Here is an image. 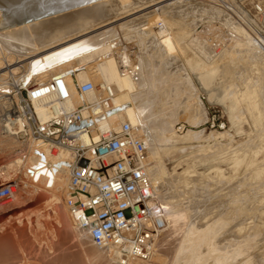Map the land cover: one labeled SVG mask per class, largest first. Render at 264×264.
I'll list each match as a JSON object with an SVG mask.
<instances>
[{"label":"bare ground","instance_id":"bare-ground-1","mask_svg":"<svg viewBox=\"0 0 264 264\" xmlns=\"http://www.w3.org/2000/svg\"><path fill=\"white\" fill-rule=\"evenodd\" d=\"M127 1L129 0H0V97L9 95L10 89L20 82L24 83L23 85L26 87H31L55 76L63 77L74 88L80 83L91 82L99 93H102L101 90L106 87L111 90L113 98L108 111L98 121L94 122L96 124H93L91 130L94 135H97V130L116 131L121 123L128 122L142 138L148 154L147 172L152 183L154 198L164 211L166 223L165 228L155 242L154 257L145 262L129 258L123 259L121 254L112 247L98 248L93 245L89 236V228L78 225L76 216L71 213L66 204L68 198L75 200L69 193L68 162L70 158L67 153H50L43 144L22 146L0 134V144L5 145V143L9 144L12 141L24 150L22 155L4 165V173L8 174L11 169L16 168L19 171L17 173L22 175L23 180L25 179L22 182L23 185L33 187L37 192H41L42 196L47 194V197H45L47 207L53 211V208L62 205L63 213L60 216V221H58V218L56 221L58 227H61V223L63 225L65 223L67 229H64L66 230L64 232L67 233V236L62 239V247L56 251L57 255L52 257L55 264H66L69 262L68 259L75 256L71 264H238V258L240 259L241 255L238 258L233 256L234 253L230 255V250L227 248L228 244L223 243L230 241V239L237 241L236 239L240 240L245 236L247 240L255 242V251L250 253L246 251L247 256L242 255V262L246 264H264V249L262 250V247L257 248V238L264 230V226L262 229L258 226L252 228L255 224L254 218L259 214L262 217L264 216V208H258V206L264 207V196L255 202L257 208H255L254 217L241 220L242 222L235 224L228 235H224V232L221 234L219 232L213 233L212 231L217 225L219 217L213 218L210 217V214L203 213L201 207L204 205L200 201L204 199L198 200L201 191H208L211 188V186L204 183V176L191 174L194 172L193 170L170 176L163 168L161 161V155L178 153L181 154L178 155L179 159H182L193 154L208 153L211 149L220 148L223 142L229 144L238 142L235 138H241L246 133V126L243 127L246 122L244 111L252 113L255 110L259 115L264 113L258 106L262 104H258L256 100L259 99L257 97H260L258 96V87L254 84H252L253 86L248 85L251 80L247 81V78H244L245 81L240 79L238 84L233 86L224 85V88L210 85V81L219 64L226 60H232V58H234V61L236 59L233 57L234 55H238L237 58L241 63H249L250 68L251 65L255 66V69L264 76V53L254 47L252 35L245 27V18L240 13L236 15L239 24L235 26L229 16V12L232 11H227L228 14L224 11L222 13L220 9L213 10L214 14L211 12L208 17L211 22L214 20V25L217 24V27L220 28L228 26L227 28H230V31L227 30L231 35L228 34L231 36L230 38L235 40V44L230 48H224L218 53L210 52L207 48L209 45L204 44L206 40L203 43L205 47L195 41L196 39L187 42L188 44L185 46L187 49L189 46L197 48L200 55L208 62V65L204 66L205 69L199 75H196L201 85V92L207 95V101L211 106L222 108L230 126L227 130L221 132L210 131L207 133L203 130H193L192 128L204 125L208 118L205 106L197 98L198 92L194 87L191 90L190 85L192 86V82L189 85L187 84L190 87L187 86L191 90V94L188 92L186 102L181 103L183 104L182 107L172 108L166 100L162 105L164 107L154 109L156 85L147 74V61L136 54L137 60L134 63L132 53L129 50L120 51V36L126 37L131 33L129 30L134 26H143L153 18L152 16L150 18L146 16L148 19L144 17L145 20L134 22V25L115 23L118 21L115 18L118 19L117 17H120L121 12L123 14L125 10L128 12V6L124 10ZM184 1L187 0H174L170 5L183 3ZM153 4H150V6H154ZM144 9L139 11L141 12ZM236 9L238 10V8ZM234 12L236 11L234 10ZM107 17H110V20ZM113 18L114 20H112ZM211 22L209 24H212ZM115 26L121 28L122 35H119L116 29H112ZM145 27H142L141 31L140 29L139 31L133 30L142 34L141 32H145L142 31ZM208 30L212 31V29ZM216 30L220 29L217 28L213 31ZM138 33L136 36H142ZM208 34L209 32L207 36ZM217 38L224 40L223 37ZM140 39L142 41L143 38ZM122 41L121 43H123ZM125 41H127L126 38ZM223 43H226V40ZM141 44L143 45V41ZM177 47L179 46L177 45ZM154 53L155 55L152 52L156 58L169 60V52L161 49L160 52L156 51ZM166 65H169V63ZM155 66L153 65V67ZM162 66L164 65L161 63ZM165 67L167 66H164L163 69ZM18 71H22L20 76L17 74ZM182 73L185 76L184 72ZM157 75H159L158 71ZM161 75L163 77L164 74ZM168 77L170 80L173 79L170 75ZM186 78H184L185 82L188 81ZM179 81L177 78L176 84L172 82L171 91L175 89V85L180 84L181 81ZM188 88L184 87V89H187L186 91H188ZM8 101L9 99L0 102V111L6 107ZM76 103L74 100L72 104L75 105ZM166 104L169 105L168 109ZM39 113L41 117H44L42 110H39ZM180 116H184L185 121L191 127L184 134L185 130L182 133L176 131ZM90 124H92V120L87 119L82 123V127L86 128ZM84 141L88 143L86 139ZM239 151L232 153L235 159L234 157H226L224 154H220L216 158H219V162L224 164L231 160L230 163L235 166L239 162L238 160L242 158L238 157L242 153L236 156ZM255 172L257 173L256 178L264 174V164L258 166ZM9 177L14 178L13 176ZM258 188L264 190V188ZM223 204L221 202L215 206V208L217 207L215 214L222 216ZM205 206L209 209L207 205ZM56 214L55 211L54 215L56 216ZM260 220L263 219H259V222ZM259 224L263 225L262 223ZM71 240L75 243L74 245L71 244L72 248H77V250L72 251L69 247L68 244ZM231 245L230 243L229 246L231 247ZM250 245L254 247L253 243H250ZM245 246H243V249ZM50 251L45 252V258L51 254ZM203 254H206V256ZM17 260V256L8 247L0 243V264H15ZM47 260L49 259H45V261Z\"/></svg>","mask_w":264,"mask_h":264},{"label":"rangeland","instance_id":"rangeland-1","mask_svg":"<svg viewBox=\"0 0 264 264\" xmlns=\"http://www.w3.org/2000/svg\"><path fill=\"white\" fill-rule=\"evenodd\" d=\"M151 1L152 0H129L127 1L126 6L124 7V10L128 6L129 8L127 9H129L130 11L128 10L127 12L125 10L123 14V12H121L120 10L122 16L120 15V17H117L118 19L115 18V20H118L115 23H121V24L123 23V25H126L127 23V25H129L137 21L138 22L143 21L145 20V18L147 17L150 18L151 16L154 19L153 18L152 20L150 19V21H147L149 23H145V25L143 26L142 25L134 26L132 29L129 30L131 33L129 32L130 34L127 35L126 37L120 36L121 38L119 40L121 41L123 40L122 41L123 43H121L120 41V45L122 47L120 46L119 48L118 46V48L120 49V51H124L126 49L129 50V52L132 53L131 56L134 63L137 60V56H140L141 58L143 57L142 59L147 61L146 63L147 74L151 77V79L154 81V84L156 85L155 94H154V96L156 97L154 109H158V108L161 109L162 107H164L162 105L166 100H167L166 102L169 103L170 107L172 108H177V107L180 108V106L182 107V105L186 102L190 91L194 87V89H196V91L198 92V93L196 92L198 94L197 95L198 100H200L205 106V110L207 112V118H208V114L210 115L213 114L219 117V119L220 120L222 119L226 124V130H227L230 125L227 122V118L226 115L224 114V111L222 110L221 107L211 106L208 103L207 95L204 92H201L202 91L201 85L196 76L199 75L200 72L205 69L204 66H207L208 62H206V59L200 55V52H198L197 48H193L194 46H191L193 49L192 50L190 46H189L190 49L189 47L187 49L186 46L189 43V41L196 39L195 41H198L200 45H203L204 40H206L204 44L207 43L206 46L209 45L207 48L212 53L215 52L218 53L222 51L224 48L232 47L235 44V40L230 38L231 37L230 36L231 34L229 32L230 28L228 29L227 28L228 26H226L225 28L217 27V24L214 25V20H212L211 22V19L208 17L211 14V12L214 14L213 10L215 9L218 10L220 9L222 13L224 11L227 14L229 11H232L231 13L229 12L230 14L229 16L231 18L233 17L232 18L233 20L231 18L230 20L233 21V23L236 26L239 24L236 23L238 22V18L236 15L239 14V12L237 11L239 10V8L240 10L242 9L240 4L243 1H250V0H217V1L187 0L184 1L183 3H175L174 5H170V3L173 2L174 0H165V1L153 0L152 2ZM153 3H157V4H153ZM150 4L151 5L153 4L154 6H150ZM234 7L238 8V10ZM140 9H144V10H141L140 12L139 11ZM234 10L236 12H234ZM151 11L154 13H152ZM109 18L110 17H107V19ZM112 20H114V18ZM210 22L212 24H209ZM208 25L211 28H209ZM240 26L243 28L241 24ZM142 27H145L144 30H142L145 32H141L142 34H140V32L138 33L135 31V30L139 31V29L141 31ZM212 27L213 28L217 27L220 30L213 31L217 28L213 29ZM112 29L114 30L116 29V32L119 35L122 32V30H120L121 29L120 27L115 26ZM208 29L210 30L212 29V31H209ZM207 31L209 32L208 36H207L208 33ZM137 33L142 36H138V35L136 36ZM198 35H199V39H198ZM189 36L191 37V39H189L190 38ZM129 37L131 38L129 39ZM216 37H223L224 40L222 39L223 40L222 41L221 38L220 39L217 38L218 39L217 40ZM125 38L127 41H125ZM133 38L138 40L137 41L138 43L136 42L135 39L133 40ZM140 38H143L142 39L143 45L141 44L142 41ZM226 38H228L229 40ZM231 39L234 43L231 41ZM225 40L226 43H223ZM227 40L232 43L228 42ZM227 43L229 44V46ZM213 44L215 46H221V47L215 50L214 48H212ZM177 45L179 47H177ZM203 46L205 47V45ZM161 49L162 51L164 50L170 53V57L168 58L169 60L165 61L160 57L156 58V56H154L155 55L154 52L156 51L160 52ZM152 52L154 55L152 54ZM136 54L138 55L136 56ZM233 57L236 58L234 61H233L234 58H232V60H226L223 63L219 64L218 68L215 70L216 72L214 73V76L210 81V85H216L219 87L222 86L224 88L225 87L224 85L233 86L235 84H238L240 79L242 81H245L246 79L244 78H247V81L251 80L248 82L249 83L248 85L251 86L252 84H254V86L258 87L257 88L259 94L258 96L260 97H257L259 99L256 100L258 101L257 102L258 104H262L258 106H260L259 107L260 110L264 112L263 74L260 73V71L258 72L255 69V66L251 65L250 68L249 63L248 64L247 63L244 64L243 62L241 63V61H239V59L237 58L238 55H234ZM164 62L169 63V65H166L167 63ZM161 63L162 65L167 66L168 69L167 67L163 69L164 66L161 67ZM153 65L154 66L156 65L155 66L156 69L155 67H153ZM157 71L159 75H157ZM21 72L22 71L20 72L18 71L17 74H19L20 76ZM182 72H184L185 76H183ZM166 73L168 75H165ZM178 73L182 75L184 78L187 77L186 78L188 79V81H186L187 83L184 81V78L180 76ZM160 74H164L163 77L162 75L160 76ZM169 75L171 79L173 78L172 80H170V78L168 77ZM167 77L169 78V80H167L168 79ZM177 78L181 82L179 81L180 84H178V86L175 85V89L171 91L172 88H170V86L171 84H173L172 82L174 83L177 82ZM191 82H192V86L190 85L191 87L190 90L189 89L190 87L188 85ZM184 87L188 88V91H186L187 89H184ZM166 106L168 109L169 105L166 104ZM244 117L246 122L243 124V127L245 128L246 126L245 128L246 133L242 135L241 138H235V140L237 139L236 141H238L236 143L232 142L229 144L228 142H223L221 143L222 146L220 148L211 149L208 153L193 154L184 157L182 159H179V156L181 154L178 153L172 155H167V154L161 155V159H162L161 161L163 164L162 166H164L163 168L168 172L170 176H174V174L175 175L181 174L193 170L194 172L191 174L201 175L202 177L204 176V180H205L204 183L208 186H211V188H209L208 191L206 190L201 191L202 193H200L201 196L199 197L198 200L204 199L200 201V203H203L202 205H204L201 207L203 213H208L210 214V217L212 216L213 218L219 217L217 225H215V228L212 231L213 233L219 232L221 234L224 232V235H228L229 231L235 224L242 222L247 218L254 217L255 215L253 214L255 213V208H257L255 207L256 205L255 202L260 197L264 196V190H259L260 188H258V187H261L262 189L264 188V174H261L258 178H256L257 171L255 172V169H257L258 166L260 165L262 166L264 164V113L259 115V113H256L255 110L252 113H247L244 111ZM178 119H179V123L176 126L183 125L186 128L185 131L183 132L184 134L191 127L185 121L184 116L183 117L180 116ZM192 129L196 131L203 130L206 131L207 133H209L210 131H214L208 128L207 122H205L204 125H201L198 128H192ZM2 144L3 143L0 144V159L4 162V164L2 165L0 170L1 169L3 170V167L6 163L13 161L15 158L19 157L24 153V150L21 147H19L17 144L13 143L12 141L9 144L8 143L7 144L5 143V145ZM237 151L239 152L237 153L236 156L242 153L240 156H238L239 158L240 157L242 158L240 159L238 158L239 162L236 163L235 166L232 163H230L231 160L226 162L227 164L226 163L224 164L219 162L218 160L219 158L218 159L216 158V156H219L220 154L221 155L224 154V156L231 158L234 157L233 154L236 153ZM210 155H212L211 158ZM194 156H196L197 158L196 157L194 158ZM2 172L4 173L5 170H3ZM17 172L19 171L16 170V168H14L11 169L8 172V174H6L14 177V178H10L9 176L6 177L7 179L6 182L7 183L14 182L15 187L13 188L12 198L8 202L0 203V243L8 247L9 250H11V252L17 256L18 260L15 261V264L16 263L17 264H46V263L55 264L52 261V257L57 255L56 251L60 250V247H62V239L67 236V233L64 232L66 231L64 229H67L65 228V223L64 225L63 223H61L62 224V225L60 224L61 227H58L56 221L57 218L58 221H60V216L63 213L62 205L56 206L55 208H53L52 211V209L47 207L45 204V197H47V194L44 193L45 195L42 196V193L37 192V190H35L33 187L23 185L22 182L25 179L23 180L22 175ZM221 202L224 203L222 207L223 214H221L222 216H219V214L218 215L215 214V210L217 209V207L215 208V206ZM205 205H207L209 209L205 208L206 207ZM258 208L262 209L264 207L258 206ZM55 211L57 212L56 216L54 215ZM254 219L256 221L254 220L255 224L252 226V228L254 229L258 226L262 229V227L264 226V222H263L264 216L262 217V215L259 214ZM259 219H263V220H260L259 222ZM259 223H262L263 225ZM257 239H258L257 248L262 247L263 250L264 230H262V232L259 234ZM236 240L237 241L230 239V241L223 243V244L226 243L228 244L227 245L228 247L226 245L225 246L229 248L230 255L234 253L233 256H236L238 258L240 255L241 257L242 255L247 256L246 251H248L249 253L255 251V242L254 241L251 242V240L249 239L247 240L246 236L242 237L240 240L238 239ZM244 241L245 243H243ZM230 243L232 244L231 247L229 246ZM246 243H248L249 245ZM250 243H253L254 247H252ZM71 244L74 245L75 244L74 241L71 240V242H69L68 245L69 247H71L72 251L77 250V248L76 249L72 248ZM243 246H245L244 249ZM48 251H50L51 254L46 256L45 258L44 254L45 252ZM203 255L206 256V254ZM75 257L74 258L69 257L71 260L68 259L67 261L69 262L66 264H71L73 262V259H75ZM241 257L240 259L238 258L239 261L238 264H246L242 262L243 258L241 259ZM47 258L49 260L45 261V259Z\"/></svg>","mask_w":264,"mask_h":264},{"label":"built area","instance_id":"built-area-1","mask_svg":"<svg viewBox=\"0 0 264 264\" xmlns=\"http://www.w3.org/2000/svg\"><path fill=\"white\" fill-rule=\"evenodd\" d=\"M250 1H243V10L237 12L245 18L254 47L264 53V0ZM23 84L0 97V102L9 99L0 111V134L22 146L43 144L50 153H67L69 193L75 200L68 198L66 204L78 225L89 228L93 245L112 247L123 259L149 261L166 223L154 198L142 138L128 122L116 131L97 130L94 135L91 130L107 113L111 90L106 87L99 93L91 82L74 88L61 76L31 87ZM87 119L92 124L84 128ZM207 125L210 130H226L224 121L213 114H208ZM185 129L176 126L177 133ZM14 187V182L0 185V203L12 198Z\"/></svg>","mask_w":264,"mask_h":264},{"label":"crops","instance_id":"crops-1","mask_svg":"<svg viewBox=\"0 0 264 264\" xmlns=\"http://www.w3.org/2000/svg\"><path fill=\"white\" fill-rule=\"evenodd\" d=\"M3 164H4V162L0 159V168L2 167ZM2 171L3 170L1 169L0 170V185L7 183L6 182L7 179L5 177L6 176V173H3Z\"/></svg>","mask_w":264,"mask_h":264},{"label":"water","instance_id":"water-1","mask_svg":"<svg viewBox=\"0 0 264 264\" xmlns=\"http://www.w3.org/2000/svg\"><path fill=\"white\" fill-rule=\"evenodd\" d=\"M23 96H25V93H23ZM80 165H82V166L86 165V161L81 162ZM163 212H164V211H163ZM162 231H163V230H162ZM162 231H161V232H162ZM90 240H91V239H90ZM91 242H92V241H91Z\"/></svg>","mask_w":264,"mask_h":264}]
</instances>
